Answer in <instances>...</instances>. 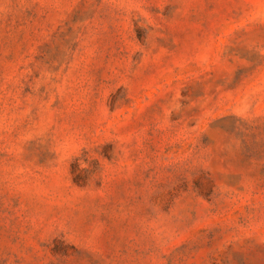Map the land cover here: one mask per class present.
Instances as JSON below:
<instances>
[{"label": "rangeland", "instance_id": "obj_1", "mask_svg": "<svg viewBox=\"0 0 264 264\" xmlns=\"http://www.w3.org/2000/svg\"><path fill=\"white\" fill-rule=\"evenodd\" d=\"M0 264H264V0H0Z\"/></svg>", "mask_w": 264, "mask_h": 264}]
</instances>
